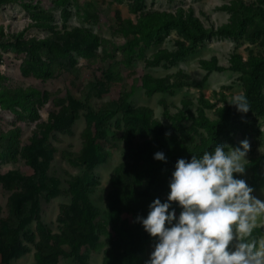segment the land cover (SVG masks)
Listing matches in <instances>:
<instances>
[{
    "label": "rangeland",
    "instance_id": "374dc122",
    "mask_svg": "<svg viewBox=\"0 0 264 264\" xmlns=\"http://www.w3.org/2000/svg\"><path fill=\"white\" fill-rule=\"evenodd\" d=\"M241 11L254 18L236 24ZM258 59L264 0H0V264H103L111 243L130 251L125 264H145L157 239L136 217L167 201L177 160L214 150L200 119L222 118ZM229 119L220 145L249 141L245 172L234 177L264 201V115ZM82 157L96 160L85 167ZM77 179L89 229L71 193ZM117 181L125 230L105 215ZM16 208L24 218L13 230ZM253 238L264 240V223Z\"/></svg>",
    "mask_w": 264,
    "mask_h": 264
},
{
    "label": "clouds",
    "instance_id": "9594fccd",
    "mask_svg": "<svg viewBox=\"0 0 264 264\" xmlns=\"http://www.w3.org/2000/svg\"><path fill=\"white\" fill-rule=\"evenodd\" d=\"M229 104L240 113L250 111L243 94ZM249 149L245 139L239 147L217 145L199 158L177 160L167 201L154 199L147 216L134 221L157 239L145 264H264V240L253 238L258 223H264V201L234 177L245 172ZM153 158L166 162L163 152ZM173 202L182 209L178 217Z\"/></svg>",
    "mask_w": 264,
    "mask_h": 264
},
{
    "label": "trees",
    "instance_id": "16d2710c",
    "mask_svg": "<svg viewBox=\"0 0 264 264\" xmlns=\"http://www.w3.org/2000/svg\"><path fill=\"white\" fill-rule=\"evenodd\" d=\"M252 13L241 11L236 19V24L242 23L246 19H253ZM94 19V14L92 15ZM186 31V28H184ZM221 33H226L225 29L220 30ZM205 67L207 66L204 63ZM56 67V62L53 65V68ZM53 70V69H52ZM264 77V59L256 60L248 71V75L246 78V85L244 88V95L250 104V111L255 114L264 115V98L260 92V86L262 78ZM118 106L116 102H108L104 104L105 109H114ZM237 112L234 105L228 104L224 110L222 118L217 122H207L205 119H200V125L204 127L208 131L209 145L212 147H216L220 145L219 139V130L221 126L226 128H230L233 126V122L229 119V116L233 113ZM75 113L74 110L70 111V115L73 116ZM96 125H98V121L96 120ZM101 135H105V132H100ZM7 143V139L0 137V145L1 147H5ZM96 158L90 157H82V164L85 167L91 166L94 163ZM74 187L71 188V193L75 200H79L81 204V211L83 212V220L84 225L87 229L91 227L93 214L91 212V206L86 200L81 190L80 181L77 179ZM76 185V186H75ZM123 184L120 181L114 183V187L112 192H110L107 196V210L105 212L107 220L114 228L125 230L128 228V221L121 217L122 214V206L120 203V198L123 192ZM11 221L10 224L14 227L13 230H17V228L22 224L24 215L20 213L19 209L16 208L11 211ZM92 229V228H90ZM94 229L97 234L104 237L106 240L111 239V233L103 224H95ZM88 233L84 236L86 237ZM94 247L97 249L101 248V244H95ZM140 244L138 241L132 243V249L136 252L140 249ZM103 264H125L128 262L130 257V251L126 250L125 247L121 244L111 243L109 247L105 248L103 251Z\"/></svg>",
    "mask_w": 264,
    "mask_h": 264
}]
</instances>
